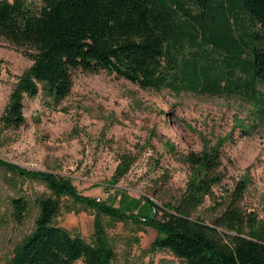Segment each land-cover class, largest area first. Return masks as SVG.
I'll return each instance as SVG.
<instances>
[{
  "label": "rangeland",
  "instance_id": "374dc122",
  "mask_svg": "<svg viewBox=\"0 0 264 264\" xmlns=\"http://www.w3.org/2000/svg\"><path fill=\"white\" fill-rule=\"evenodd\" d=\"M184 7L211 22L219 17L194 0H186ZM235 14L238 25L234 16H228L238 38L240 33L248 40V33L262 32L244 11L235 9ZM195 42H184L186 55L200 51L201 65L223 64L228 54L224 48L201 38ZM32 64L28 51L0 38V117L19 76ZM219 70L226 76L222 90L180 93L142 88L106 70H78L71 92L60 102L39 93L25 98L26 121L20 127L5 128L0 120V160L30 172L68 178L81 194L100 197L137 217L153 216L155 205V216L160 218L163 209L177 204L186 191L191 175L187 155L220 142L223 182L213 188L215 197L207 195L194 214L209 221L215 214L214 200H220L236 182L246 180L241 207L263 220L264 86L256 81L253 88L246 87L250 74L238 69L233 75L226 74L225 66ZM123 160L128 161L129 169L118 176ZM50 193L35 174H20L0 164V264L6 263L15 246L33 230L38 196ZM14 196H24L29 202L22 222L11 214ZM96 214L87 204L64 196L56 222L92 241ZM99 218L115 251L113 264H188L169 249L152 248L157 236L153 227L104 213ZM74 264L86 263L79 259Z\"/></svg>",
  "mask_w": 264,
  "mask_h": 264
},
{
  "label": "trees",
  "instance_id": "16d2710c",
  "mask_svg": "<svg viewBox=\"0 0 264 264\" xmlns=\"http://www.w3.org/2000/svg\"><path fill=\"white\" fill-rule=\"evenodd\" d=\"M185 1L0 0V38L28 51L33 60L10 94L0 117L2 125L18 128L25 123L26 97L42 93L60 102L71 92L78 70H106L142 88L217 92L226 84V76L219 70L225 66L228 75L237 69L249 73L246 87L253 88L256 81L264 86V0H194L216 12L219 17L212 22L193 15L184 7ZM235 9L247 13L262 32L248 33V40L243 33L240 38L235 36L228 16L236 15ZM234 20L238 25L237 16ZM198 38L228 52L222 65H201L200 51L186 55L184 42L196 43ZM221 145L187 155L191 175L186 191L177 204L163 209L160 218L155 214L134 216L81 194L68 178L30 172L0 160L12 171L35 174L51 191L38 196L34 228L5 264H74L79 259L86 264H113L115 251L103 232L101 213L153 227L157 236L152 248L169 249L188 264H264V219L258 220L241 207L246 180L236 182L220 200H214L215 214L209 221L194 214L207 195L215 197L213 188L223 182ZM128 169V161L123 160L118 176ZM64 196L97 211L94 240L56 222ZM10 205L13 219L22 222L29 210L28 200L14 196Z\"/></svg>",
  "mask_w": 264,
  "mask_h": 264
},
{
  "label": "built area",
  "instance_id": "2783aa9c",
  "mask_svg": "<svg viewBox=\"0 0 264 264\" xmlns=\"http://www.w3.org/2000/svg\"><path fill=\"white\" fill-rule=\"evenodd\" d=\"M97 200L101 201L102 199L100 197H97ZM152 212L153 214H156L158 212L157 207H154V205L152 206ZM142 220H146V217H142Z\"/></svg>",
  "mask_w": 264,
  "mask_h": 264
},
{
  "label": "bare ground",
  "instance_id": "6f19581e",
  "mask_svg": "<svg viewBox=\"0 0 264 264\" xmlns=\"http://www.w3.org/2000/svg\"><path fill=\"white\" fill-rule=\"evenodd\" d=\"M155 207V206H154Z\"/></svg>",
  "mask_w": 264,
  "mask_h": 264
}]
</instances>
